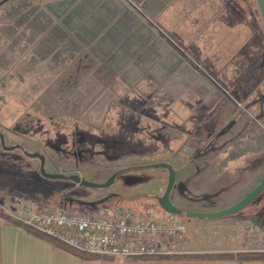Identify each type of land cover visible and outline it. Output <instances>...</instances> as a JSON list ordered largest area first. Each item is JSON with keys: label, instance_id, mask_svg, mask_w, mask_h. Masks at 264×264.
Wrapping results in <instances>:
<instances>
[{"label": "crops", "instance_id": "0c3cea01", "mask_svg": "<svg viewBox=\"0 0 264 264\" xmlns=\"http://www.w3.org/2000/svg\"><path fill=\"white\" fill-rule=\"evenodd\" d=\"M36 1L50 25L59 30L63 50L73 53L66 67L42 83L44 88L50 85L53 99L84 100L75 115L84 114L83 109L98 101L104 115L113 101L142 110L159 99L171 102L170 125L184 135L180 142H187V147L202 145L215 132L217 138L222 135L219 125L234 115L236 107L221 84L227 83L228 69L242 68L241 59L250 54L245 58L248 67L259 49L256 0ZM235 143H227L229 148L222 150L218 173L228 172L232 164L243 163L254 153L229 160L233 146L250 150L256 146L248 138ZM255 177H259L256 186L264 177V166ZM239 199L219 208L194 205L188 211H219ZM261 206L215 220L180 216L189 228L178 255L185 259L170 262L82 257L0 216V264H264V257H241L264 255ZM30 212L13 207L9 216L21 221ZM206 256L212 259L189 258Z\"/></svg>", "mask_w": 264, "mask_h": 264}, {"label": "rangeland", "instance_id": "374dc122", "mask_svg": "<svg viewBox=\"0 0 264 264\" xmlns=\"http://www.w3.org/2000/svg\"><path fill=\"white\" fill-rule=\"evenodd\" d=\"M36 3V0H8L0 6V130L6 146H19L5 151L0 141V164L7 170V174L0 175V215L9 216L13 207L30 211L38 206L55 204H62L72 211H83L87 208L76 202H67L65 198L93 201L108 195H112V198L100 206L107 209L126 207L142 215L150 211L165 214L162 208L156 206L155 197L164 193L168 171L163 168L135 169L138 165L146 164V157L150 153L127 155L120 151L118 147L128 139L130 141L131 133L122 131L119 134L118 127H115L117 124L106 128L98 136L77 130L79 126L74 124L77 121L104 129L103 120L108 115L107 110L102 115L104 109L99 106L102 101L83 109L84 114L75 115L84 100L53 99L50 85L46 84L44 88L42 80L58 74L68 65L73 53L63 50L65 45L60 40L59 30L50 25ZM261 27L259 36L262 39L257 56L253 57L252 62L248 61L251 63L248 67L245 66V58L250 54L243 56L241 63L244 66L228 69L227 83L221 84L226 88V97L234 103L236 111L219 125V129L223 130L220 137H215V132L212 139L192 148L187 147V142H180L184 135L168 125L172 119L170 101L157 99L149 103L157 107L161 116L166 113L168 119H158L160 115L157 114L140 117L137 121L130 117L132 112L120 110L117 113L119 117H127L131 121L130 124L121 122V126L141 133L146 137L142 139L146 145L156 147L155 153L164 154V157H153L155 162L164 159L176 169V184L170 198L184 212L194 205L219 208L235 202L251 191L258 181L259 177L255 176L264 166V149L249 154L243 163L232 164L228 172H218L223 165L222 150L229 148H226L227 143L237 145L235 141L238 139L255 134V127L264 128L263 23ZM10 96L18 104L23 101L29 103L28 108H24V104H21L20 108L24 110L21 112L15 107L11 108L14 100ZM32 99L43 101L39 112L38 109L34 110L33 115L30 114ZM89 103L94 104V101ZM112 103L120 105L116 101ZM14 118H18L14 124L3 127L4 122H11ZM211 141L214 143L210 144ZM233 147L234 152L246 149ZM25 152L42 154L46 159V171L51 174L80 175L90 181L104 183L115 172H122L110 187L103 189L86 188L72 180L47 178L39 183L36 180L39 179L40 161L27 156ZM75 190H83L84 193H74ZM193 195L201 199L192 201ZM259 199L258 204L248 209L262 205L264 196ZM180 216L188 219L187 216Z\"/></svg>", "mask_w": 264, "mask_h": 264}, {"label": "built area", "instance_id": "2783aa9c", "mask_svg": "<svg viewBox=\"0 0 264 264\" xmlns=\"http://www.w3.org/2000/svg\"><path fill=\"white\" fill-rule=\"evenodd\" d=\"M170 213L138 214L126 207L72 211L62 204L38 206L22 223L76 251L122 258L170 257L181 253L188 225Z\"/></svg>", "mask_w": 264, "mask_h": 264}, {"label": "trees", "instance_id": "16d2710c", "mask_svg": "<svg viewBox=\"0 0 264 264\" xmlns=\"http://www.w3.org/2000/svg\"><path fill=\"white\" fill-rule=\"evenodd\" d=\"M3 1V0H2ZM8 1V0H7ZM7 1H5V2H7ZM4 2V3H5ZM3 3V4H4ZM1 6V5H0ZM262 23L264 24V19H263V16H262V14H261V11H260V9H259V32H260V35H261V31H262ZM262 38L259 36V41L261 40ZM10 98L11 99H13V97L12 96H10ZM14 101H12V105H10L11 106V108L13 107H15V110H19L20 112L21 111H24L23 109H21L20 107H21V104H24V108L26 107V108H28L27 106H28V104L29 103H26L25 101H23V102H20L19 104H18V102L15 100V99H13ZM42 102L43 101H38V100H31L30 101V108H31V112H30V114H34L35 113V111H37V109H38V112H39V106H42ZM151 105H153V103L151 104ZM150 104H148V105H146V106H144L143 107V109L142 110H134V109H130V108H128V107H126V106H124V105H122V104H120V105H116V103H112L111 104V106L108 108V110H107V114L106 115H108V116H106L105 117V119L103 120L105 123H104V125H103V128L104 129H100V127L98 128V127H95V126H93V125H91V124H84L83 122H81V121H77L76 123H74V124H78V131H83V132H86V133H88V134H92V135H95V136H98V134L100 135V134H103V132L105 131V129L106 128H108V127H113L115 124H117V126H115V127H118L117 129L119 130V134H121L122 133V131H124V133H125V131H127L128 133H131L132 134V136H130V141H129V139H128V142H125V143H122L118 148H120V151L121 152H123V153H125V154H129V155H131V154H135V153H140V154H142L143 152V154H146V153H150L149 155H147L148 157H146V159H147V161H146V164H143V165H138V166H136L135 167V169H148L147 168V166L148 165H150V164H153V163H160V162H166L164 159H161V161H159V162H155L152 158L153 157H156V158H159V157H164V154L162 155V154H159V153H155L156 152V150H157V148L156 147H153V146H149V145H146L145 144V142L144 141H142V139H145L146 137H144V135H142L141 133H139V132H136V131H130V130H128V129H126V128H124V126H121L120 124H121V122H123V124L126 122V123H128V124H130V122L131 121H129V119L126 117H124V118H122V117H119L118 116V114L117 113H119V111L121 110L122 112H124V113H129V112H132V115L131 114H129L130 115V117H133V118H136V120L138 121L139 120V118L141 117H146V116H148V115H157L158 114V112H157V107H153V106H151ZM29 108V109H30ZM21 109V110H20ZM123 109V110H122ZM150 109V110H149ZM26 110H28V109H26ZM35 110V111H34ZM147 110H149V111H147ZM158 115H160V114H158ZM21 116H22V114H21ZM19 117H20V115H19ZM162 117V119H165V118H167L168 119V117H167V115H166V113L164 114V115H160V117L158 116V119L159 118H161ZM162 119H161V121H162ZM18 120V118L15 120V118H14V120L13 121H9V122H4V124H3V127L5 128V127H7V126H9L10 124H12L13 122L15 123V121H17ZM168 121V120H167ZM13 123V124H14ZM79 124H81V125H79ZM84 125V126H83ZM170 127H171V125L170 124H168ZM137 130H139V127L137 128ZM2 133V130H0V134ZM211 137H212V135H211ZM138 138V139H137ZM247 138L249 139V140H251L252 142H253V144H256V146L255 145H253L254 147L250 150V149H246V150H244L243 152H240V151H236V152H230L231 154H230V156L228 157V159L229 160H234V159H236V158H238V157H240V156H242V154H245V152L247 153V152H254V153H259L260 151H262L263 149H264V128H261V127H257V129L255 130V134H250V135H248L247 136ZM159 154V155H158ZM153 162V163H152ZM7 172V170L6 169H4L3 168V166H1V164H0V175H4V174H7L6 173ZM39 179L38 180H36V181H38L39 183H42V182H45V180L47 179V178H45L40 172H39ZM18 179V178H17ZM16 184H18L17 182H16ZM19 185V184H18ZM263 196H264V191L248 206V207H246L245 209H243L241 212H239V213H243V212H245L251 205H253V204H258L260 201H257L259 198H263ZM113 197H115V195H113ZM156 199L158 198V197H155ZM260 200V199H259ZM157 201V200H156ZM262 203V202H261ZM156 204V203H155ZM156 206H158V207H160V205L158 204V201H157V204H156ZM262 208H261V211L264 213V203H262V206H261ZM87 209L89 208V207H86ZM161 208V207H160ZM239 213H237V214H239ZM183 215L184 216H186L185 215V212H183ZM3 219H5V220H7L8 222H10L11 224H13V225H17V226H24V224L22 223V221H20V220H17V219H15V218H13V217H11V216H8V215H6V214H4V215H0ZM25 227V226H24ZM30 232H32V233H34V234H36V235H38V236H40V237H43V238H45V239H47V240H49V241H51V242H53L54 244H56V245H58V246H63V247H65V248H67L68 250H70L71 252H73V253H76V254H78V255H80V256H82V257H86V258H93L94 256L93 255H91V254H87V253H83V252H79V251H76V250H74V249H72V248H69V247H67V246H65V245H63V244H61L60 242H58V241H56V240H54V239H52V238H50V237H48V236H46V235H44V234H41V233H39V232H37V231H35V230H33V229H31V228H29V227H26ZM242 258H250V259H255V258H261V257H264V255H261V254H255V253H251V254H244V255H242L241 256ZM145 258H147V259H152V260H158V261H168V262H170V261H176V260H182V259H185V258H183V257H181V256H178V255H175V256H170V257H161V258H156V257H144V259ZM191 260H200V259H202V260H205V259H208V260H210V259H212L210 256H206V257H189ZM187 259V258H186Z\"/></svg>", "mask_w": 264, "mask_h": 264}, {"label": "water", "instance_id": "95a60500", "mask_svg": "<svg viewBox=\"0 0 264 264\" xmlns=\"http://www.w3.org/2000/svg\"><path fill=\"white\" fill-rule=\"evenodd\" d=\"M5 1L7 0L0 1V5H2ZM256 1L261 11V14L263 16V19H264V0H256ZM0 141L5 151H10V150H13L19 147V146H10V147L6 146L5 138L3 134H0ZM25 154L29 157L39 159L40 173L44 177L50 178V179H56V180H72L77 185H81L83 187L91 188V189H103V188L110 187L114 183L117 176L122 172V171H117L114 174H112L110 178L107 179L104 183H97V182H93L88 179L82 178L80 175H65V174H58V173H53V174L48 173L46 171V159L42 154L28 153V152H25ZM147 168H163L168 171L167 186H166L164 193L157 198L158 204L166 213L175 214L178 216L183 215V212H184L183 209H180L177 206H175L170 199L171 192L176 184V169L170 163H167V162L153 163V164L148 165ZM263 191H264V177L241 200H239L238 202L232 204L231 206L225 209H222L219 211H212V212L186 211L185 215L188 218H202V219H209V220H215V219H220L223 217L235 215L241 212L246 207H248ZM110 198H112V195H108L106 197H103L98 200H93V201L74 200V199H68V200L71 202L75 201L78 205L82 207L92 208V207L103 205Z\"/></svg>", "mask_w": 264, "mask_h": 264}, {"label": "flooded vegetation", "instance_id": "af4514ba", "mask_svg": "<svg viewBox=\"0 0 264 264\" xmlns=\"http://www.w3.org/2000/svg\"><path fill=\"white\" fill-rule=\"evenodd\" d=\"M75 192H82V193H84L83 190H77V191L75 190L74 193H75ZM68 199H74V200H76L75 198H71V197H66V198H65V200H66L67 202H71V201H69ZM74 202H75V201H74Z\"/></svg>", "mask_w": 264, "mask_h": 264}]
</instances>
